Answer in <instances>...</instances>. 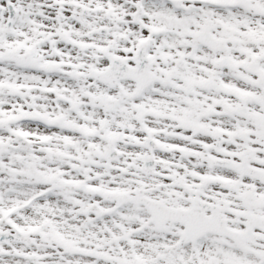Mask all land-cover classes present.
Masks as SVG:
<instances>
[{
	"label": "snow or ice",
	"instance_id": "6c2138e0",
	"mask_svg": "<svg viewBox=\"0 0 264 264\" xmlns=\"http://www.w3.org/2000/svg\"><path fill=\"white\" fill-rule=\"evenodd\" d=\"M0 264H264V0H0Z\"/></svg>",
	"mask_w": 264,
	"mask_h": 264
}]
</instances>
